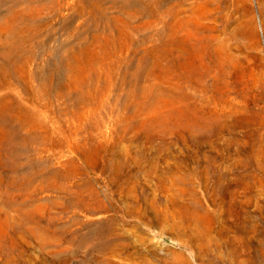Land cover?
<instances>
[{
    "label": "rangeland",
    "instance_id": "obj_1",
    "mask_svg": "<svg viewBox=\"0 0 264 264\" xmlns=\"http://www.w3.org/2000/svg\"><path fill=\"white\" fill-rule=\"evenodd\" d=\"M0 264H264V0H0Z\"/></svg>",
    "mask_w": 264,
    "mask_h": 264
}]
</instances>
